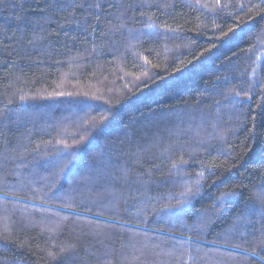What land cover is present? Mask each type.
<instances>
[{
    "label": "trees",
    "instance_id": "1",
    "mask_svg": "<svg viewBox=\"0 0 264 264\" xmlns=\"http://www.w3.org/2000/svg\"><path fill=\"white\" fill-rule=\"evenodd\" d=\"M0 264H264V0H0Z\"/></svg>",
    "mask_w": 264,
    "mask_h": 264
}]
</instances>
